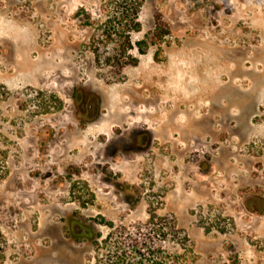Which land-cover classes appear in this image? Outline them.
Here are the masks:
<instances>
[{
	"label": "rangeland",
	"instance_id": "obj_1",
	"mask_svg": "<svg viewBox=\"0 0 264 264\" xmlns=\"http://www.w3.org/2000/svg\"><path fill=\"white\" fill-rule=\"evenodd\" d=\"M141 4L0 0L1 264H264V0Z\"/></svg>",
	"mask_w": 264,
	"mask_h": 264
},
{
	"label": "trees",
	"instance_id": "obj_2",
	"mask_svg": "<svg viewBox=\"0 0 264 264\" xmlns=\"http://www.w3.org/2000/svg\"><path fill=\"white\" fill-rule=\"evenodd\" d=\"M115 3L116 8L120 12V18L117 22L118 29L127 33L139 32L141 24L139 22V11L142 0H109ZM106 8V6H104ZM170 35L168 29L161 25H157L155 37L151 44H157L164 41L165 37ZM148 46L146 42L139 43V46ZM7 156L0 147V183L6 176ZM186 238H184L185 240ZM131 241V240H130ZM4 244L5 240L0 232V264L4 261ZM127 248L117 252L112 257L111 264H189L191 250L187 244L181 246L176 251H165L163 248L156 246L153 240L139 238L134 239L126 246ZM115 258V259H114Z\"/></svg>",
	"mask_w": 264,
	"mask_h": 264
}]
</instances>
